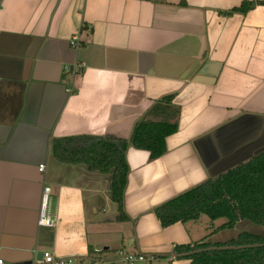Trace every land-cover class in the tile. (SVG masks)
<instances>
[{
	"label": "crops",
	"instance_id": "1",
	"mask_svg": "<svg viewBox=\"0 0 264 264\" xmlns=\"http://www.w3.org/2000/svg\"><path fill=\"white\" fill-rule=\"evenodd\" d=\"M244 3L252 9L235 12ZM170 96L178 130L156 160L128 147L130 221L118 222L111 174L58 162L54 141L130 140ZM263 152L264 0H0L4 264L40 252L90 264V250L105 249L189 264L175 247L213 242L226 221L164 229L154 210ZM45 187L53 228L38 226Z\"/></svg>",
	"mask_w": 264,
	"mask_h": 264
},
{
	"label": "trees",
	"instance_id": "2",
	"mask_svg": "<svg viewBox=\"0 0 264 264\" xmlns=\"http://www.w3.org/2000/svg\"><path fill=\"white\" fill-rule=\"evenodd\" d=\"M252 7L251 3H244L235 12L245 14ZM172 98L166 97L154 106L150 115L156 120L140 121L130 140L104 135L54 141L53 153L58 162L83 164L90 172L111 174V198L118 206V222L130 221L124 208L130 173L128 147L149 152L151 160L165 154L166 139L178 130ZM154 213L164 229L199 221L202 216L211 221L225 220L221 230H232L244 222L264 227V152L167 201ZM174 253L189 264H264V237L242 232L236 239L225 242L176 246Z\"/></svg>",
	"mask_w": 264,
	"mask_h": 264
},
{
	"label": "built area",
	"instance_id": "3",
	"mask_svg": "<svg viewBox=\"0 0 264 264\" xmlns=\"http://www.w3.org/2000/svg\"><path fill=\"white\" fill-rule=\"evenodd\" d=\"M71 45L78 50L81 46L80 43V36H74L71 41ZM82 70V66H74L73 72L76 73ZM39 171L43 173L45 171L44 166H40ZM51 190L48 187H45L42 193L41 198V206L39 211V218H38V226L46 227V228H53L55 226V220L50 215V206H51V198H50ZM115 259H119L126 264H136L138 262H145V261H152L153 259H147L142 255H132L126 252L118 253V256L110 259L107 261L104 251L103 250H94L88 260L90 264H115L117 261ZM80 261L74 257H57L53 253L50 252H43L42 261H36L33 264H80ZM0 264H4L3 260H0Z\"/></svg>",
	"mask_w": 264,
	"mask_h": 264
},
{
	"label": "rangeland",
	"instance_id": "4",
	"mask_svg": "<svg viewBox=\"0 0 264 264\" xmlns=\"http://www.w3.org/2000/svg\"><path fill=\"white\" fill-rule=\"evenodd\" d=\"M221 222L222 221L219 220V225L221 224ZM224 222H225V220H224ZM242 232H248V233H251V234H254V235H258V236L264 237V227L256 225V224H253L251 222H244V223H241V224L237 225L232 230H230V229L221 230V228H220L219 232L217 234L216 233L214 234V236H213L214 239L212 238L213 239L212 241L213 242H217V241L225 242V241L233 240V239H236L238 237V235L240 233H242ZM119 246H120V244H119ZM112 251H113V253L111 251H108V252L104 251V255H105L107 261H109L110 259L118 256V253L125 252V251L114 252V250H112ZM115 261H117L115 264H126V263H124L123 261H121L119 259H115ZM183 262L186 263V261H184V260H183ZM113 263H111V264H113ZM139 263H141V262H138L136 264H139ZM145 264H157V262L156 263H154V262L151 263V262L147 261ZM162 264H167V263L162 262Z\"/></svg>",
	"mask_w": 264,
	"mask_h": 264
},
{
	"label": "water",
	"instance_id": "5",
	"mask_svg": "<svg viewBox=\"0 0 264 264\" xmlns=\"http://www.w3.org/2000/svg\"><path fill=\"white\" fill-rule=\"evenodd\" d=\"M108 250V249H105V251ZM42 258H43V253H38L37 254V261H42ZM25 264H29V263H25Z\"/></svg>",
	"mask_w": 264,
	"mask_h": 264
}]
</instances>
